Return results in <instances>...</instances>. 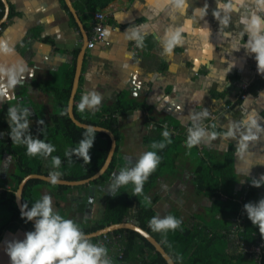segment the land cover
Segmentation results:
<instances>
[{
    "label": "crops",
    "instance_id": "1",
    "mask_svg": "<svg viewBox=\"0 0 264 264\" xmlns=\"http://www.w3.org/2000/svg\"><path fill=\"white\" fill-rule=\"evenodd\" d=\"M84 2L72 0L68 5L67 0H0V40L7 41L13 49L10 55H0V109L14 105L26 107L31 112L28 119L32 124L37 121L36 115L42 114L48 119L53 110L48 86L57 81L59 74L63 85V74L82 52L84 59L74 106L95 111L114 104L120 97L140 103L134 110L118 116L123 138L117 153L121 160L114 173L128 160L134 163L148 151L141 137L152 127L153 119L166 118L165 126L174 128V133L189 134V129L195 126L205 129L209 135L197 143L199 155L223 153L233 148L235 191L242 190L243 195L253 178L258 180L264 175V135L259 140L246 141L248 148L242 152L241 135L227 136V132L246 111H255L264 123V86L255 92L249 90V85L264 78V74L257 72L254 59L243 49L239 52L231 49L232 40L238 39L241 31L238 14H232L225 28L212 15L215 0H189L191 6L186 16L172 14L170 8L159 9L156 0H117L115 8L96 7V11L108 14L103 21L106 36L87 48L94 12H87ZM205 3L209 6L208 14L198 23L202 27L207 23L210 29L207 39L186 31L182 33L184 43L165 54L160 40L166 30L183 26L192 15V8ZM248 7L264 15V0H248ZM142 25L147 26L144 29L147 34L142 46H137L135 40L126 37V32ZM17 65H22L23 70L16 71L13 83ZM243 84L248 85L246 90L242 89ZM205 110L208 115H201ZM196 116L200 118L193 119ZM209 125L222 133L213 137ZM177 164L175 177H162L158 181L155 192L160 198L154 205L156 216L163 218L176 207L186 225L201 226L207 219L212 198L196 194L191 171L194 161L188 154H182ZM10 165L11 157L3 154L0 193L10 188L7 180ZM112 182L113 174L101 184L69 185L72 188L64 200L56 198L58 190L51 185L39 187V194L50 195L54 211L84 226L102 219L106 202L112 197L107 194ZM260 195L264 198V185ZM32 229L21 221H9V214L0 210V264H10L4 250L6 242L22 240ZM233 235L241 250L240 238ZM99 236L89 240L103 246L110 243L106 248L112 264H141L120 262L118 253L122 254L124 247L119 239L113 237L111 242L104 234Z\"/></svg>",
    "mask_w": 264,
    "mask_h": 264
},
{
    "label": "trees",
    "instance_id": "2",
    "mask_svg": "<svg viewBox=\"0 0 264 264\" xmlns=\"http://www.w3.org/2000/svg\"><path fill=\"white\" fill-rule=\"evenodd\" d=\"M115 1L117 0H85L84 3L87 6V12L92 13L96 11L97 6L103 7L102 10L115 8L117 5ZM75 62L74 60L63 74L65 82L63 85L57 86L52 83L48 86L53 97V110L49 118L42 117V114L36 115V123H29V132L34 137L55 146L56 150L50 156H30L23 145L13 143L8 136L11 125L8 117L9 106L0 109V128L3 131V135L0 136V159L5 153L11 156V165L7 174L10 188L0 193V210L9 214V221L18 220L33 228V223L21 218L15 202V190L24 176L31 173L52 175L53 172H58V177L63 180H82L93 175L103 165L108 155L111 145L110 137L98 131L93 147L89 151L91 157L89 162L72 152V149L78 147L85 131V128L75 125L67 114ZM262 86H264V78H258L249 85V90L255 92ZM138 106L140 103L128 101L124 97H120L112 105L95 111L86 110L80 105L74 106V114L78 120L106 127L113 131L117 139L116 150L110 165L99 178L90 181L89 185L104 183L114 173L117 163L121 160L117 153L123 138L118 116ZM41 120L43 124L39 123ZM153 120L152 127L143 136V143L148 151L154 150L160 156L159 165L148 176L141 193H135V186L131 183L117 189L115 196L106 202L102 219L94 224L80 226L84 233L93 232L111 223L133 221L156 238L176 264H264V248L257 255L251 250L252 245L258 241H264V234L251 224L243 210L245 203L256 202L263 198L260 195L262 186L254 187L251 185L252 182H249L243 195L242 190L235 191L237 177L234 168V149L229 148L223 153L206 152L204 155H199L198 144L186 145L189 137L187 132L174 133V128L165 126L166 118ZM146 124L148 126L149 122ZM208 128L216 135L222 133V130L213 125H209ZM165 130L170 133L171 143L164 140L162 133ZM153 142H165L166 146L163 149H152ZM182 154H188L194 161L191 171L196 194L212 198L207 219L201 226H188L178 209L172 207L167 216L172 215L179 219L180 226L175 230L154 231L149 226V221L157 214L154 205L160 195L155 192V189L162 177L177 175V162ZM55 156L61 160L59 168H54L52 165V157ZM42 185L55 187L58 190L56 198L60 200L66 199L67 193L72 188L69 185L50 184L42 179L32 178L24 186L23 203L27 202L31 207L32 203L40 199L39 187ZM233 234L240 238L241 250H238ZM106 236L111 242L113 237L118 238L123 245L122 255L117 257L122 263L167 264L161 254L155 251L153 245L136 231L121 228L107 233ZM98 238L101 236L93 240ZM108 245L110 243H104L105 247Z\"/></svg>",
    "mask_w": 264,
    "mask_h": 264
},
{
    "label": "clouds",
    "instance_id": "3",
    "mask_svg": "<svg viewBox=\"0 0 264 264\" xmlns=\"http://www.w3.org/2000/svg\"><path fill=\"white\" fill-rule=\"evenodd\" d=\"M156 2L159 9L170 8L172 14L180 16H186L188 8L191 6L189 0H156ZM208 7L207 3L202 7H193L192 15L185 20L183 26L166 30L160 40L165 54H170L176 45L184 43L182 33L186 31L207 39L210 29L206 26V22L202 27L198 21L208 14ZM233 13L238 14L237 23L241 26V31L239 38L232 40V51L239 52L243 49L246 55L254 59L257 72L264 74V15L250 10L248 0H215L212 15L220 25L226 28L232 20ZM193 25H199V27L193 28ZM146 27L142 25L131 28L126 32V37L135 40L137 46H142L147 34L144 30ZM244 37L247 39L244 40ZM241 41L244 42L241 43ZM12 52L13 49L8 42L0 40V55H10ZM17 70L22 71V65L15 66L13 83H15ZM96 103H99V98ZM30 115L31 112L26 107L18 105L9 107L8 117L11 125L8 136L13 143L23 145L28 155L48 157L56 150L55 146L41 138L34 137L29 132L28 118ZM201 115L207 116V110ZM199 118V116L193 117V119ZM39 123L43 124V121L41 120ZM99 130L101 129L92 125L87 126L78 147L72 149V152L89 162L91 159L89 151L93 147L96 133ZM237 133L242 137L239 147L243 152L248 148L246 141L259 140L261 135H264L262 118L255 111H246L239 122L232 124L227 136H235ZM162 135L165 142L171 143L170 133L167 130ZM207 135L209 134L202 126H195L194 129H189L188 144L196 145L202 137ZM211 135L215 137L216 133L213 132ZM165 142H153L151 148L163 149L166 146ZM159 163L160 156L154 150L145 151L134 163L128 160L118 173H113V182L109 186L107 194L115 196L117 189L129 183L135 186V193H141L145 181ZM60 164L61 160L58 156L52 157L54 168H59ZM58 176V172L52 173L54 183ZM251 181L252 186L260 187L264 185V175L258 180L253 178ZM147 202L150 203V201ZM243 210L251 224L264 234V198L256 202L245 203ZM20 214L22 219L34 221V224L33 229L26 232L22 240L14 239L6 242L4 250L9 257L10 264H112L105 246L92 243L76 221L54 211L50 195H43L32 203L31 207L27 202L21 204ZM180 224L181 221L172 215L163 218L154 216L149 221V226L154 231L175 230Z\"/></svg>",
    "mask_w": 264,
    "mask_h": 264
},
{
    "label": "water",
    "instance_id": "4",
    "mask_svg": "<svg viewBox=\"0 0 264 264\" xmlns=\"http://www.w3.org/2000/svg\"><path fill=\"white\" fill-rule=\"evenodd\" d=\"M67 1H68V5H71L72 0H67ZM87 40H88V38H87ZM79 54L80 55L76 59L75 73H74V77H73L70 96L68 99V104H67V114L75 125L86 129L87 126L92 125V124L81 122L80 120H78L76 118V116L74 114L75 94L77 91V87H78V83H79V79H80V72L82 69V63H83V59H84V53L80 52ZM92 126L100 128L101 130H99L98 132H103V133L107 134L111 140L110 149H109L108 155H107L103 165L93 175H91L88 178L82 179V180H73V181L71 180L70 181V180H63V179L57 177V180L54 183L52 181V175H49V174L43 175V174L31 173V174L24 176L21 179V181L19 182V184L15 190V202H16V205H17L19 211H20L21 204H23L22 192H23L25 184L27 183V181L29 179L37 178V179H42L46 182H50L53 184L76 185V184L87 183V182L93 181V180L99 178L106 171V169L110 165L111 160L113 158V155L115 153L116 146H117V139H116L115 134L113 133L112 130H110L106 127H103V126H99V125H92ZM30 222L34 224V221H30ZM121 228L136 231L137 233H139L141 236H143L147 241H149L153 245L155 251H157L161 254V256L165 259L167 264H176L174 262L173 258L162 247L161 243L158 240H156V238H154L146 229L142 228L140 225H138L137 223H135L133 221L111 223V224H108V225H106L100 229H97L93 232H89V233H85V234L88 238L97 237L99 235H103V234H106V233H109V232H112L114 230H118ZM258 264H260V263H258Z\"/></svg>",
    "mask_w": 264,
    "mask_h": 264
},
{
    "label": "built area",
    "instance_id": "5",
    "mask_svg": "<svg viewBox=\"0 0 264 264\" xmlns=\"http://www.w3.org/2000/svg\"><path fill=\"white\" fill-rule=\"evenodd\" d=\"M108 14H106L104 11H95L93 13V26H92V35L90 39L87 42V47L92 48L96 42L103 41L106 32L103 25V21L105 17H107ZM248 87L247 84H243L242 89L246 90ZM104 238L107 239L106 234H104ZM264 248V241H258L255 245L251 246V250L254 251V253L257 255L260 253V251ZM121 253H118V257H121Z\"/></svg>",
    "mask_w": 264,
    "mask_h": 264
},
{
    "label": "rangeland",
    "instance_id": "6",
    "mask_svg": "<svg viewBox=\"0 0 264 264\" xmlns=\"http://www.w3.org/2000/svg\"><path fill=\"white\" fill-rule=\"evenodd\" d=\"M62 77L61 75L59 74L58 75V78H57V81L55 80L54 83L57 84L58 86H61L62 85ZM141 140H142V144H143V136L141 137ZM144 145V144H143ZM180 158V157H179ZM174 208V207H173Z\"/></svg>",
    "mask_w": 264,
    "mask_h": 264
},
{
    "label": "flooded vegetation",
    "instance_id": "7",
    "mask_svg": "<svg viewBox=\"0 0 264 264\" xmlns=\"http://www.w3.org/2000/svg\"><path fill=\"white\" fill-rule=\"evenodd\" d=\"M91 37V36H90ZM90 37H88V40L90 39ZM87 46V45H86ZM88 48V47H87ZM9 157H11L10 155H9Z\"/></svg>",
    "mask_w": 264,
    "mask_h": 264
}]
</instances>
